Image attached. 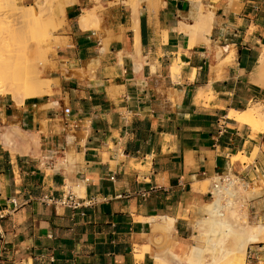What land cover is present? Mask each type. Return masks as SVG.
Masks as SVG:
<instances>
[{
    "label": "crops",
    "instance_id": "crops-1",
    "mask_svg": "<svg viewBox=\"0 0 264 264\" xmlns=\"http://www.w3.org/2000/svg\"><path fill=\"white\" fill-rule=\"evenodd\" d=\"M70 1L50 93L0 96V264H155L150 231L170 219L187 246L188 209L214 201L200 184L216 176L256 186L246 217L264 224V131L229 116L264 107V0ZM5 128L38 141L10 148ZM65 188L78 206L48 201ZM254 251L264 260V240Z\"/></svg>",
    "mask_w": 264,
    "mask_h": 264
},
{
    "label": "bare ground",
    "instance_id": "bare-ground-1",
    "mask_svg": "<svg viewBox=\"0 0 264 264\" xmlns=\"http://www.w3.org/2000/svg\"><path fill=\"white\" fill-rule=\"evenodd\" d=\"M14 7H15L14 0H0V11L6 9V11H4L5 16H7V14H10ZM25 7L26 9L24 10L22 9L23 12L21 16L23 17V19L20 21V23H22V27L25 26L23 25L24 23H29V22H32L35 25H39L41 23L40 16H42L40 15L41 7L37 8L36 4H35V7L32 5L31 6L25 5ZM7 9L9 10L10 13L9 12L7 13L8 11ZM210 14H212V12ZM0 16H1L0 18V85H5L6 87L4 91H0V96H3V95L8 96L12 100H14L15 103H19L20 97L26 98V97H33L36 95L37 96L44 95V94L48 95L50 92V82H51L49 78L45 79V81L44 79H40L39 77L35 75H33L32 78L30 77L31 79L28 81L26 78H24L25 74L29 72V67L31 66L30 60L27 56H22L20 54L19 55L17 54L16 47H15L16 43H14L15 42V32L21 27H16L12 25L5 16L4 17H2V15ZM7 17L10 18L12 17V15L10 17L9 16ZM197 17L199 19V16ZM209 17L211 18V15ZM86 19L87 18L81 19L83 24H85L84 22L86 21ZM203 21L206 22V20H203ZM203 21L200 26L197 25L198 28L200 27L201 29L203 27L202 26ZM32 23L30 24V26L32 25ZM186 25L188 26V24ZM49 26L50 24H48V26L46 27H43V29L44 28L47 29V27ZM208 27H207V30H209ZM200 29L198 30L195 29V30L198 31L199 33ZM37 30L39 31V29ZM202 30L203 28L201 29V31ZM208 33L209 32H207V34ZM37 46L38 44L36 45V47ZM25 53L26 52H24V55H28L27 53L26 54ZM263 70H264V48H263V51L261 53V56L257 64L258 80L260 79ZM258 80H255L254 83L257 84ZM229 116L234 118L237 122L248 126L250 130L252 131V133L254 134L257 132L261 133L262 131H264V107H262L259 103L249 104L242 111L230 110ZM26 134L25 132L19 131L18 128L17 129L9 128V129H6L1 134V141L5 145H8V146L10 145L9 147L12 148L13 146L11 147V145L14 144V142L12 143V141L15 139L14 138L12 140V138L14 136H19L27 145L26 147H28L29 149L30 146L34 145V143L36 145V142L38 141V139L32 135H29L28 137V134L27 135ZM234 193L235 191L232 189L229 183H224V184L219 183V184H216L215 188L211 187L212 201H213V198L215 197L214 201L208 205H205V207L203 208V212L208 216L206 217L205 215L200 214L199 219L195 222L196 228L198 229V233L194 235L195 236L194 239L197 240L201 246H197V244L190 246L187 254L185 255V257H183L184 259H181V257L176 252H174L172 249H169L168 254L175 263H180L181 260H183L186 264H243L244 252H245V249L248 243L258 242V241L260 242L264 240V224L240 226L238 225V223H236L235 225L234 223H231L226 218V216L223 215L222 212L226 208V206L231 204V201L229 198L233 197ZM252 193L253 192L249 191L248 194H252ZM228 209H231V205L230 207H228ZM232 217H233V220L237 219L234 214L232 215ZM172 226H173V221L170 219L163 220L161 224L162 230L167 233H170L169 231L172 230ZM228 238H231L232 240V244L230 247L225 246V243H226L225 240ZM143 250L146 251V249H143ZM141 254L142 252H140L139 254H135L136 258H141ZM205 254L209 257L208 263L204 261L203 257ZM158 258L159 257H157V259Z\"/></svg>",
    "mask_w": 264,
    "mask_h": 264
},
{
    "label": "rangeland",
    "instance_id": "rangeland-1",
    "mask_svg": "<svg viewBox=\"0 0 264 264\" xmlns=\"http://www.w3.org/2000/svg\"><path fill=\"white\" fill-rule=\"evenodd\" d=\"M70 2H71L70 0H14L15 7L13 8V10L11 12L12 14L7 9L8 10L7 13L9 12L12 15V17H10L11 15L7 14V16H9L10 18H8L7 16L4 15L5 14L4 11H6V9H4V8H2L4 10L1 9L2 11H0V15H2V17L5 16L12 25H14L16 27H21L17 30L18 32L17 31L15 32V42L14 43H16L15 47H16L17 54L18 55L20 54L22 56H27L30 60L31 66L29 67V72H27V74H25V77H24L27 79V81L30 80L33 77V75L39 77L40 79H44V81H45V79H46L45 75L47 74L46 69H47L48 64H50L49 56L53 53V45L55 43V37H53V33L63 24V14H62L63 13V7ZM41 3H42V5H41ZM35 4H36L37 8L41 7L40 8V10H41L40 15H42V16H40L41 23L39 25H35L32 22L24 23L23 25H25V26L22 27V23H20V21L23 19V17L21 15H22L23 10L26 9L25 5L26 6L32 5L35 7ZM87 17H88V15H85L83 18H87ZM0 18H1V16H0ZM47 21H48V23H47ZM31 23H32V25L30 26ZM42 23H44V24H42ZM48 24H50V26L47 27V29L46 28L43 29V27L48 26ZM30 28H31V30H30ZM23 29H24V31H23ZM37 29H39V31ZM42 29L44 32L42 31ZM31 31L34 33H32ZM27 33H28V35H27ZM37 44H38V46L36 47ZM24 52H26L28 55H24ZM262 78H264V70L262 72L260 79L258 80V83H257V85L264 87V82H263ZM5 89H6L5 85H0V91H4ZM3 96H5V95H3ZM24 98L25 97H20L19 103ZM252 104H256V103H252ZM31 135L35 136L34 134H31ZM239 156H241V155H239ZM211 182H212V180H204V182L202 184H200V190L202 192H206L207 190L210 191L211 187H212ZM234 187L236 189V196H235V198H229L231 201V204L226 206V208L223 210V212H222L223 215L226 216V218L231 223H234L235 225H236V223H238V225H240V226L257 225V224H253L249 219H247L246 211H245V202L249 198L248 197V195H250V194H248L249 191H251L253 193L254 192L257 193L258 188L255 186H252V187H249V189H248L244 185H241L238 183L235 184ZM210 200H211V198L207 197V198H204V200L202 202L189 207L188 212H187V225H188V228L190 230V233H189L190 239L187 240V246H177V244L173 238V235H172L173 228L171 231H169L170 233H167L164 231H158L157 232L156 227L153 228V232L150 231V233L148 234V238H149V242L152 245V249L150 251H151V255L153 256V260H154L155 264H186L183 260H181L180 263H175L170 258L169 254H168V250L172 249L174 252H176L181 257V259H184L183 257H185V255L188 252L187 247L189 250L190 246H192V245L197 244V246H201L199 244V242L194 239L195 238L194 235H196L198 233V229L196 228L195 222L199 219V217H197L198 214L199 215L203 214L206 217L208 216L203 212V208L199 212V208L202 205V203H204V202L209 203V202H211ZM230 205H231V209H228V207H230ZM232 213L237 218L236 220H233V217H232L233 214ZM258 224H261V223H258ZM225 242H226L225 246H227V247H230L232 244L231 238L226 239ZM257 243L258 242L248 243V245L246 246L245 252H244L243 264H264L263 259H261V258L255 259L254 258V252H256L254 250H256ZM157 257H159V258L157 259ZM203 258H204V261H206V263H208L209 257L206 254L204 255Z\"/></svg>",
    "mask_w": 264,
    "mask_h": 264
},
{
    "label": "built area",
    "instance_id": "built-area-1",
    "mask_svg": "<svg viewBox=\"0 0 264 264\" xmlns=\"http://www.w3.org/2000/svg\"><path fill=\"white\" fill-rule=\"evenodd\" d=\"M69 112V108L68 107H63L62 108V113L63 114H67ZM224 184V183H229L230 186L232 187V189L235 191L233 197L231 198H235L236 196V189H235V184H239L238 180L235 178V177H232V176H227V175H223V176H216L211 184H212V187L215 188L216 187V184ZM209 195L212 196L211 194V191H209ZM50 203H53V204H57V205H60V206H70V207H76L78 206L80 203L78 201H76V198L74 197V195L67 189L65 188V191H63V193L61 194L60 197L52 200L51 198L48 200ZM46 202V201H45ZM11 205L13 207H15L17 205V203L15 201H11ZM5 215L4 212H2V210H0V220L1 218ZM1 235H2V231H1V224H0V238H1Z\"/></svg>",
    "mask_w": 264,
    "mask_h": 264
}]
</instances>
